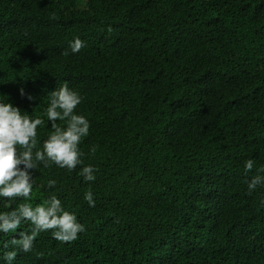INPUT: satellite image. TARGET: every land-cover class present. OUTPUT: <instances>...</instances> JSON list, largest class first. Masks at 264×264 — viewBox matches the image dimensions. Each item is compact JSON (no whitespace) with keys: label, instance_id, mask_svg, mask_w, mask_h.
<instances>
[{"label":"trees","instance_id":"obj_1","mask_svg":"<svg viewBox=\"0 0 264 264\" xmlns=\"http://www.w3.org/2000/svg\"><path fill=\"white\" fill-rule=\"evenodd\" d=\"M65 81L90 122L83 164H38L31 199L0 213L56 195L85 230L42 232L12 264H264V184L246 182L264 176V0H0V102L45 121L37 149Z\"/></svg>","mask_w":264,"mask_h":264},{"label":"clouds","instance_id":"obj_2","mask_svg":"<svg viewBox=\"0 0 264 264\" xmlns=\"http://www.w3.org/2000/svg\"><path fill=\"white\" fill-rule=\"evenodd\" d=\"M83 47L84 43L79 37L70 44L72 53L80 52ZM68 54L67 51L63 53L65 56ZM21 95H24L23 89ZM82 99L78 92L69 87L67 81L51 92L45 115L51 122L52 131L43 142L42 150L37 149V130L45 121L22 114L21 110L11 103L0 102V197L13 201L17 198L25 201L31 199L34 187L32 170H36L40 163L45 167L54 164L69 172L83 164L80 144L82 139L89 135L90 122L84 115L76 114ZM57 121L63 122V125H58ZM95 150V147L91 149L93 153ZM254 166V160H247L245 173L250 172ZM96 171L92 165H87L80 169L79 175L86 182H91L96 179L94 174ZM259 171L264 172V168ZM246 182L251 193L259 185L264 184V176L254 175ZM55 185V180L48 181V187ZM85 200L91 207H95L91 191L85 193ZM25 221L31 225L30 234L25 231L20 233L19 240L0 241L2 245L0 252L3 253L0 258L6 260L8 264H12L18 254L15 250H8L10 247L29 253L33 250L34 241L42 232L51 231L53 239L61 243H70L85 230L77 221L76 215L65 210L56 195L36 206L25 202L14 210L0 213V233H15Z\"/></svg>","mask_w":264,"mask_h":264}]
</instances>
